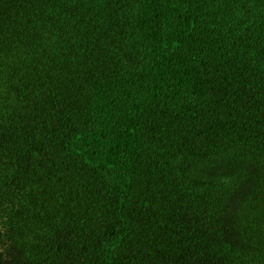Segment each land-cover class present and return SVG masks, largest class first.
Here are the masks:
<instances>
[{"label":"trees","instance_id":"obj_1","mask_svg":"<svg viewBox=\"0 0 264 264\" xmlns=\"http://www.w3.org/2000/svg\"><path fill=\"white\" fill-rule=\"evenodd\" d=\"M0 264H264V0H0Z\"/></svg>","mask_w":264,"mask_h":264}]
</instances>
